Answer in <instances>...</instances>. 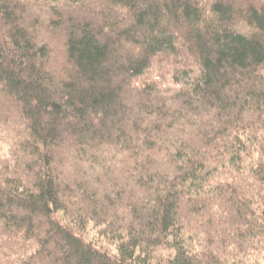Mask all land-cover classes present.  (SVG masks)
Here are the masks:
<instances>
[{
  "label": "trees",
  "instance_id": "16d2710c",
  "mask_svg": "<svg viewBox=\"0 0 264 264\" xmlns=\"http://www.w3.org/2000/svg\"><path fill=\"white\" fill-rule=\"evenodd\" d=\"M0 264H264V0H0Z\"/></svg>",
  "mask_w": 264,
  "mask_h": 264
},
{
  "label": "rangeland",
  "instance_id": "374dc122",
  "mask_svg": "<svg viewBox=\"0 0 264 264\" xmlns=\"http://www.w3.org/2000/svg\"><path fill=\"white\" fill-rule=\"evenodd\" d=\"M244 26H245L244 24H239L237 26V28L239 30H244L246 28V27L244 28ZM161 73L162 72L159 69H151L143 77L140 78L141 79L140 82H146V81L155 82V81H159V82H162L163 83L164 88H168V89L169 88H179V87H181L180 84L178 85V84H176V83L173 82V79H171V76L172 75L171 76L170 75H167L164 72V76H162L160 78ZM162 78H163V80H162ZM162 253L164 254L165 257H168L169 256V251H167V250L162 251Z\"/></svg>",
  "mask_w": 264,
  "mask_h": 264
}]
</instances>
